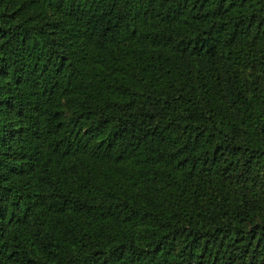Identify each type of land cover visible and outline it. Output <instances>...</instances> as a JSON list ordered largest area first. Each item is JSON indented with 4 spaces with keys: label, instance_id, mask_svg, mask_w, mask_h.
Returning a JSON list of instances; mask_svg holds the SVG:
<instances>
[{
    "label": "trees",
    "instance_id": "16d2710c",
    "mask_svg": "<svg viewBox=\"0 0 264 264\" xmlns=\"http://www.w3.org/2000/svg\"><path fill=\"white\" fill-rule=\"evenodd\" d=\"M246 64L264 0H0V264H264Z\"/></svg>",
    "mask_w": 264,
    "mask_h": 264
},
{
    "label": "rangeland",
    "instance_id": "374dc122",
    "mask_svg": "<svg viewBox=\"0 0 264 264\" xmlns=\"http://www.w3.org/2000/svg\"><path fill=\"white\" fill-rule=\"evenodd\" d=\"M193 68L196 69L197 64H194ZM240 69L242 71L243 79L248 81V83L251 80H255V83L253 82V84H255L256 89L264 91V88H258V86L264 87V71H260L257 67L251 66L250 64L240 66ZM253 84L250 82V85H253ZM254 189H255L256 193H258L259 198H261L259 200L261 202V206H260L261 209L260 210L262 213H264V182L261 181V179H260L256 183V185L254 186Z\"/></svg>",
    "mask_w": 264,
    "mask_h": 264
}]
</instances>
